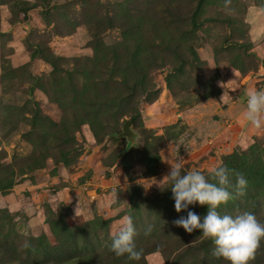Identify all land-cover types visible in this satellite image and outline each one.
<instances>
[{
	"label": "rangeland",
	"instance_id": "1",
	"mask_svg": "<svg viewBox=\"0 0 264 264\" xmlns=\"http://www.w3.org/2000/svg\"><path fill=\"white\" fill-rule=\"evenodd\" d=\"M257 90L264 0H0V264H227L165 177L223 164L248 185L219 214L264 223ZM125 216L140 261L111 251Z\"/></svg>",
	"mask_w": 264,
	"mask_h": 264
},
{
	"label": "clouds",
	"instance_id": "2",
	"mask_svg": "<svg viewBox=\"0 0 264 264\" xmlns=\"http://www.w3.org/2000/svg\"><path fill=\"white\" fill-rule=\"evenodd\" d=\"M241 115L255 129L264 127V91L248 94L246 108ZM165 178L172 185L176 212L187 211L186 216L174 221L177 227L189 234L199 230L203 238L214 242L213 255L227 264H248L254 258L256 249L264 240V223L250 212L233 216L221 215L217 211L235 196L245 195L248 181L242 173H234L223 164L213 167L207 176L196 170L185 173L181 159L171 165L170 173ZM194 205L206 207L207 214L201 217L189 210ZM151 230L149 226L146 234H150ZM135 236L133 218L125 216L113 233L111 251L117 257L127 255L129 260L140 261L143 253L136 248Z\"/></svg>",
	"mask_w": 264,
	"mask_h": 264
},
{
	"label": "crops",
	"instance_id": "3",
	"mask_svg": "<svg viewBox=\"0 0 264 264\" xmlns=\"http://www.w3.org/2000/svg\"><path fill=\"white\" fill-rule=\"evenodd\" d=\"M246 91H247V89H245ZM233 105H231V107L230 108H227L225 111L224 110H220V113H221V115L222 116H230V113H231V115L232 116H236V111H238V109H240V108H243V107H245V105H243V103L242 102H240V103H237V102H233L232 103ZM220 113H218V115H220Z\"/></svg>",
	"mask_w": 264,
	"mask_h": 264
},
{
	"label": "water",
	"instance_id": "4",
	"mask_svg": "<svg viewBox=\"0 0 264 264\" xmlns=\"http://www.w3.org/2000/svg\"><path fill=\"white\" fill-rule=\"evenodd\" d=\"M124 130L127 131V125L125 126Z\"/></svg>",
	"mask_w": 264,
	"mask_h": 264
}]
</instances>
